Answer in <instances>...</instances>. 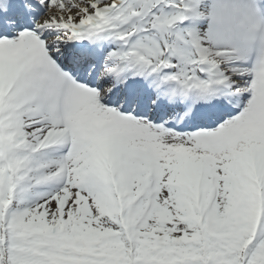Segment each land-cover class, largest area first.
<instances>
[{"label":"snow or ice","instance_id":"1","mask_svg":"<svg viewBox=\"0 0 264 264\" xmlns=\"http://www.w3.org/2000/svg\"><path fill=\"white\" fill-rule=\"evenodd\" d=\"M0 264H264V0H0Z\"/></svg>","mask_w":264,"mask_h":264}]
</instances>
